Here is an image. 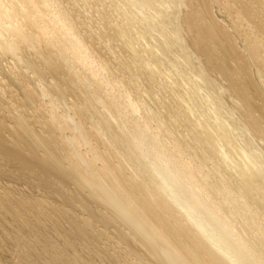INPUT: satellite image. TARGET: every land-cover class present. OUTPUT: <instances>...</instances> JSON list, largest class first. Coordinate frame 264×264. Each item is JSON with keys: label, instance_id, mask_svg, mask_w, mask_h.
I'll return each instance as SVG.
<instances>
[{"label": "bare ground", "instance_id": "bare-ground-1", "mask_svg": "<svg viewBox=\"0 0 264 264\" xmlns=\"http://www.w3.org/2000/svg\"><path fill=\"white\" fill-rule=\"evenodd\" d=\"M109 5L107 52L58 0H0V179L13 183L0 191L2 264H264V0ZM67 94L68 115L54 102ZM14 183L51 198L45 216L21 221ZM91 239L85 261L73 248Z\"/></svg>", "mask_w": 264, "mask_h": 264}, {"label": "rangeland", "instance_id": "rangeland-1", "mask_svg": "<svg viewBox=\"0 0 264 264\" xmlns=\"http://www.w3.org/2000/svg\"><path fill=\"white\" fill-rule=\"evenodd\" d=\"M59 1V3H60V5L62 6V8L67 12V13H70L71 15H73L75 18H77V19H79L80 20V25H79V29H81V30H79L80 32H81V34L82 35H84V36H86L87 38H88V42L89 43H91V41L92 42H94L95 44V46H97V44H100L101 43V45L104 47V50H106L107 52L109 51V47H107L108 46V44L109 43H112L113 45H115L116 44V42L114 43L113 41L111 42L110 40V37L108 36V35H104L105 33H107V32H105L104 33V31H103V29L105 28V26H104V23H102V21H101V19H100V16H99V14H100V12L99 11H101L102 10V8L103 9H109L111 12H112V7H110V5H109V3H110V0H79L78 2H76V1H74V0H58ZM106 5V6H105ZM103 6V7H102ZM105 7V8H104ZM94 12H99L98 14L97 13H94ZM115 14H117V13H115ZM99 16V17H98ZM82 23V24H81ZM104 27V28H103ZM105 31H107L106 30V28L104 29ZM92 31H97L99 34V36H97V34L93 37V36H91L90 35V33L92 34ZM83 32H85V33H83ZM101 36V37H100ZM93 39V40H92ZM109 40V41H108ZM110 46V45H109ZM114 47V46H113ZM107 48V49H106ZM103 51V50H102ZM145 58H147V57H145ZM148 59V58H147ZM5 61H3L2 62V64H4L5 65ZM147 63H149V62H147ZM116 65H118L117 63H115V60H112V63H111V66H114V67H112L113 69L114 68H116L117 66ZM124 66H125V68H124ZM131 67V66H130ZM129 67V65H123V68H124V73H121V74H119V76L121 77V78H123V80L124 81H128V80H132L133 79V82L135 83L136 82V87H137V94L134 96L136 99H138L139 98V100H140V102H141V104L142 103H144V104H146V102H147V104L148 103H150V102H148L149 100H148V96H147V94H146V91H148V88L146 87V85H143V82L138 78V76L136 75V73L131 69ZM129 68L131 69V70H129ZM135 73H133V72ZM123 76V77H122ZM1 77V76H0ZM137 77V78H136ZM2 79H4L3 77H2ZM137 79V80H136ZM138 79L140 80V81H138ZM169 85H171L172 86V83H168ZM139 85V86H138ZM142 85V86H141ZM145 86V87H144ZM139 89V90H138ZM147 89V90H146ZM144 90H146V91H144ZM151 93H152V97L153 98H155V99H159V98H163L164 96L162 95L163 93H160V92H158V91H151ZM140 94V95H139ZM161 94V95H160ZM134 95V94H133ZM138 96V97H137ZM67 103H60L59 101H57L56 99H54V102H55V104L59 107V109L63 112V110H62V108H64V106H66V104H67V106L64 108V114H66L65 112L67 111V115L69 114V111H68V109H67V107L71 104V102H72V99L70 98L69 99V95L67 94ZM133 97V98H134ZM146 97V98H145ZM45 100V99H44ZM71 101V102H70ZM145 101V102H144ZM226 104L228 103V106L230 105V103H229V101H228V99H226ZM69 102V103H68ZM61 106V107H60ZM63 106V107H62ZM227 106V107H228ZM24 109H27L26 107H24ZM28 110V109H27ZM30 111V110H29ZM32 111H30L29 113H31ZM71 112V111H70ZM233 117V120H234V118H236V115H235V117H234V115L232 116ZM167 118V117H166ZM166 118H164V117H158V121H159V123H164L165 125H166V128L167 129H169V130H172V131H174L175 132V134H174V136L176 135V136H178V135H183L182 134V132H184V135L187 137V134H188V132L187 131H184V128H180V126L179 125H177V123H174L173 121H174V119H172V118H169V119H171V120H169L168 121V119H166ZM173 120V121H172ZM174 125V126H173ZM176 126V127H175ZM179 126V127H178ZM173 129H175V130H173ZM180 132H179V131ZM183 130V131H182ZM183 135V137L181 136L180 138L182 139V138H184L185 136ZM179 137V136H178ZM178 142V141H177ZM182 145H181V147H182V153H183V155L185 156V157H190V158H192L193 159V162H194V164H196L197 166H201L200 165V163L202 164V168H204V165H203V163L201 162V161H199V159H197L195 156H194V154L192 153L193 151L192 150H190V148L187 146V143H184V142H182L181 143ZM185 147V148H184ZM186 149V150H185ZM189 152H188V151ZM191 151V152H190ZM190 153V154H189ZM194 156V157H193ZM194 158L196 159V160H194ZM216 161V162H215ZM215 163H220L218 160H214V165L216 166V168H219L218 167V164H215ZM0 191L2 192L3 190H2V188H1V186H3L2 184L4 183V184H6V185H13V183H11V182H7V181H5V180H2V179H0ZM22 185H23V187H22ZM25 184H21V185H16L15 183H14V186H17L18 188H19V192L20 193H17V192H14V194L13 193H10L9 195H11L12 197L13 196H15L16 197V199H17V202L19 203V205H17L16 206V208L18 209V210H20L21 212H20V218H21V221H24L25 219H26V214H27V216H31V215H38V214H40V213H42V214H44V216H45V208L43 209V208H41L40 206H39V204L40 203H44L45 201H46V203H49V201H51V198H47V197H43L42 198V201L43 202H40L41 201V195H43L41 192H40V190H38V188H35L34 190H35V192L34 191H31V189H29L28 188V186L27 185H25ZM20 186V187H19ZM22 189H23V192H22ZM5 192V191H4ZM22 192V193H21ZM41 193V194H40ZM13 194V195H12ZM35 195H37V196H35ZM38 195H40V196H38ZM44 196V195H43ZM46 200H45V199ZM23 199H27L28 201L27 202H23V201H20V200H23ZM40 200V201H39ZM40 203H39V202ZM25 204L26 206H27V208H28V211H27V213H25L24 211H23V206H22V204ZM45 204V203H44ZM21 207H22V209H21ZM69 215H74L75 216V214H74V212L73 211H69ZM48 236V235H47ZM43 238V237H42ZM41 238V240H44L45 242L47 241V239H46V237H44L43 239ZM111 239H112V236H111ZM110 239V241L111 242H117V240L116 239H113V240H111ZM40 240V245H39V247L41 248H39V251H38V253H41L42 255L44 254V257H46V256H49V253L48 252H46L45 251V245H44V241H41ZM103 241V240H102ZM52 242V243H51ZM43 243V244H42ZM47 243V242H46ZM45 243V244H46ZM50 243L52 244V246L54 247V249H50V250H57L59 253H60V255L62 256V258L64 259V260H66L68 257H70V253L72 254L73 252H68V251H73V250H70L71 248H69L68 246H66V247H63L64 245H62V244H59V243H55L52 239H50ZM95 244H96V242H95ZM114 245H116L117 247H119L120 249H117L119 252H121L122 251V248L124 247L123 245H121V246H118L117 244H114ZM101 246L102 247H104L103 246V243H101ZM24 249H26L27 250V253L28 254H30L31 256L32 255H35V252H33L31 249H29V252H28V247H24V246H22ZM77 247H78V249H77ZM111 248V249H110ZM110 248H107V249H104L103 250V253L102 254H100L101 256H104V258H105V256H106V254L104 253V252H106L107 253V251H108V253H114V251H115V249H112V246L110 247ZM74 252H77L78 254H81V257L85 260V261H87V257H88V259L90 260V255H92V239L90 240V252L89 251H86L85 249H84V247L82 246V245H76L74 248ZM77 249V250H76ZM83 250V252H82V250ZM8 250V249H7ZM76 250V251H75ZM107 250V251H106ZM116 250V251H117ZM87 252V253H85V252ZM89 252V253H88ZM83 253V254H82ZM108 253H107V256H108ZM84 254H86V255H84ZM12 255V257L14 258V261H16L17 263H19V264H21V262H25V259H24V256L23 255H14V254H11ZM38 258V257H37ZM37 258H35V259H37ZM107 258V257H106ZM105 258V259H106ZM136 258V257H135ZM134 258V256H130V259H131V263L132 262H136V264L137 263H139V260H134L135 259ZM38 260V262L39 263H42L41 262V259H37ZM124 262H125V257H124V255H123V253H120V263L121 264H124ZM2 263H4L3 261H1L0 260V264H2ZM22 263V264H23ZM108 264H111L110 262H108Z\"/></svg>", "mask_w": 264, "mask_h": 264}]
</instances>
